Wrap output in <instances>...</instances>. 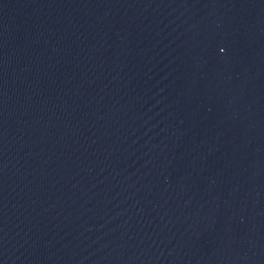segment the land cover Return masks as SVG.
Returning a JSON list of instances; mask_svg holds the SVG:
<instances>
[{
    "label": "water",
    "instance_id": "95a60500",
    "mask_svg": "<svg viewBox=\"0 0 264 264\" xmlns=\"http://www.w3.org/2000/svg\"><path fill=\"white\" fill-rule=\"evenodd\" d=\"M0 264H264V0H0Z\"/></svg>",
    "mask_w": 264,
    "mask_h": 264
}]
</instances>
